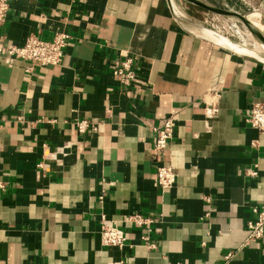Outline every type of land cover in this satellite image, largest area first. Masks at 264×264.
Segmentation results:
<instances>
[{"label":"crops","instance_id":"obj_1","mask_svg":"<svg viewBox=\"0 0 264 264\" xmlns=\"http://www.w3.org/2000/svg\"><path fill=\"white\" fill-rule=\"evenodd\" d=\"M7 3L3 44L67 38L55 66L0 54V264H264V231L243 243L264 203V134L244 121L264 102V63L176 21L166 0ZM127 57L124 86L111 70ZM170 114L174 136L151 157L149 126ZM162 162L168 189L152 182ZM101 216L124 230L121 249L101 244Z\"/></svg>","mask_w":264,"mask_h":264},{"label":"built area","instance_id":"obj_2","mask_svg":"<svg viewBox=\"0 0 264 264\" xmlns=\"http://www.w3.org/2000/svg\"><path fill=\"white\" fill-rule=\"evenodd\" d=\"M7 0H0V26L5 21L7 11ZM210 27L213 26L210 25ZM216 31L217 28L214 26ZM228 37V36H227ZM67 35L64 33H55L49 40L40 39L34 34L26 36L20 45L3 44L0 41V54L6 53L14 58L28 61L30 64L39 66H55L61 61L62 49L66 44ZM111 74L117 77L121 85L128 86L134 78V71L131 66V58L127 57L120 60L111 70ZM217 112L214 102H209L204 109L205 118H213ZM175 114H170L162 120L158 125L149 126L150 130V156L155 157L162 154L168 142L172 140L175 129ZM244 121L252 128H255L260 134H264V102L255 101L250 104ZM86 121L80 120L75 123L76 130L83 132L86 128ZM94 130V127H92ZM244 173L249 176H256L255 168H247ZM153 184L161 189L170 188L175 181V172L169 164L164 162L154 166ZM5 183L0 179V192L4 190ZM207 199V198H206ZM253 214L250 219L245 222L246 237L243 243L255 242L264 231V203L253 204L250 206ZM99 222V237L103 246L116 247L121 249L125 242L124 230L114 223L104 221L101 216ZM154 219L151 217H143L137 213H131L125 218V222L134 227H143L149 232V224ZM140 239L144 241L147 248H153L154 244L148 241L147 235H140ZM228 256V254H227ZM113 264H123L122 261H114Z\"/></svg>","mask_w":264,"mask_h":264},{"label":"rangeland","instance_id":"obj_3","mask_svg":"<svg viewBox=\"0 0 264 264\" xmlns=\"http://www.w3.org/2000/svg\"><path fill=\"white\" fill-rule=\"evenodd\" d=\"M205 1L212 4V2L208 0ZM263 1L264 0H242L238 3L237 0H215L213 3L221 8L236 10L237 12L243 14L246 19L249 20L255 28L259 29V32L264 36ZM174 2L185 17L193 20L194 22L200 23L205 26V29L212 28L210 27L211 25L213 26V30H215L214 26H216L218 31H215L217 33L228 36L231 40L237 43H242L244 41L246 43L245 47L248 48L252 47L254 42L253 40L256 41V39L246 29H244L241 23L236 22L234 18L207 12L205 9H202L199 6L185 0H174ZM188 27L195 30L192 26ZM236 30H239L242 38Z\"/></svg>","mask_w":264,"mask_h":264},{"label":"water","instance_id":"obj_4","mask_svg":"<svg viewBox=\"0 0 264 264\" xmlns=\"http://www.w3.org/2000/svg\"><path fill=\"white\" fill-rule=\"evenodd\" d=\"M170 1L171 0H166L167 5H168V7L170 9L171 15L173 16V18L176 21H180L181 20L182 23L187 24V25H190L192 27H196L197 29L198 28H201V27L205 28V26L201 25L200 23L194 22L193 20H191V19H189V18H187L185 16L180 15V13H177L175 11V9H173V7L171 6V2ZM185 1L190 2V3H193V4H195V5L199 6V7H202L207 12H211V13L216 14V15H221V16L228 15V16H231L232 18H234V20L236 22L241 23V25L244 27V29H246L256 40H258L259 42H261V44H263V46H264V36L259 32V29L253 27L247 21L246 17L243 14L237 12L236 10L221 8V7L216 6L214 4H210V3L206 2L205 0H185ZM207 29L212 30V31H215L212 28H207ZM219 35H221V36H223V37L231 40L229 37H227V36H225V35H223L221 33ZM215 44H217V43H215ZM217 45H219V44H217ZM220 46H222V45H220ZM223 47H225V46H223ZM228 50H230V49L228 48ZM260 54L264 58V51L263 50L260 52ZM244 55L250 56L248 54H244ZM250 57H253V58H255V59H257V60H259V61H261V62L264 63V59L260 60V59L254 57V56H250Z\"/></svg>","mask_w":264,"mask_h":264},{"label":"bare ground","instance_id":"obj_5","mask_svg":"<svg viewBox=\"0 0 264 264\" xmlns=\"http://www.w3.org/2000/svg\"><path fill=\"white\" fill-rule=\"evenodd\" d=\"M202 8V7H200ZM173 9H175V11L177 13H180V15L184 16L183 13H181L176 5H173ZM204 9V8H202ZM227 17H231V16H228L226 15ZM232 18V17H231ZM251 25L252 23L247 20ZM253 26V25H252ZM254 27V26H253ZM200 32L203 33V34H209L213 37H215L216 39H218L219 41H221L222 43H224L226 46H228L230 49L236 51V52H239V53H245V54H249V55H253L259 59H264L262 57V55L260 54V52L263 50L264 51V46L263 44H261V42H259L258 40H253V44H252V47L251 48H248V47H245V42L243 41L242 43H237V42H234L232 40H229L221 35H219L217 32L215 31H212V30H209V29H205V28H200ZM237 33H239L240 37L242 38L241 36V33L239 32V30H236ZM249 35V34H248ZM252 37V36H251ZM244 40V39H243Z\"/></svg>","mask_w":264,"mask_h":264}]
</instances>
